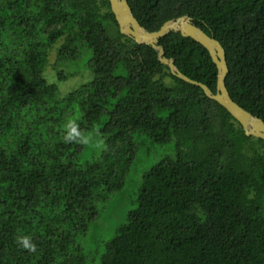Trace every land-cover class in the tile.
I'll list each match as a JSON object with an SVG mask.
<instances>
[{
  "label": "trees",
  "instance_id": "16d2710c",
  "mask_svg": "<svg viewBox=\"0 0 264 264\" xmlns=\"http://www.w3.org/2000/svg\"><path fill=\"white\" fill-rule=\"evenodd\" d=\"M127 1L149 31L187 15L219 40L231 98L264 121V0ZM158 44L215 91L201 44L174 31ZM82 45L91 79L59 95ZM69 118L97 129L107 150L63 143ZM145 137L172 154L142 173L98 250L85 235L113 194L137 184L130 170ZM0 264H264V140L120 33L108 0H0Z\"/></svg>",
  "mask_w": 264,
  "mask_h": 264
},
{
  "label": "water",
  "instance_id": "95a60500",
  "mask_svg": "<svg viewBox=\"0 0 264 264\" xmlns=\"http://www.w3.org/2000/svg\"><path fill=\"white\" fill-rule=\"evenodd\" d=\"M110 9L114 14L119 32L129 36L136 43L148 44L157 50L159 60L168 66L171 74L182 80L199 86L203 93L210 99L215 100L227 112L238 121L244 133L248 136L258 137L264 140V121L253 115L248 110L235 102L225 85L228 73V65L223 46L214 36L207 34L201 27L194 24L187 15H180L164 21L156 30L149 31L140 25L134 17L127 0H108ZM170 31L179 32L184 37H190L201 44L208 52L217 69L215 91L206 84L191 79L183 74L173 63L172 58H166L163 48L158 44V39Z\"/></svg>",
  "mask_w": 264,
  "mask_h": 264
},
{
  "label": "rangeland",
  "instance_id": "374dc122",
  "mask_svg": "<svg viewBox=\"0 0 264 264\" xmlns=\"http://www.w3.org/2000/svg\"><path fill=\"white\" fill-rule=\"evenodd\" d=\"M111 34H113V30L111 29ZM62 40H58L50 49L47 57V64L44 68L43 75L44 78L48 82H56V74L52 69V64L56 59L57 48L61 45ZM81 55L79 57V65L76 68V73L73 76L68 77L64 81H59L58 91L59 95H64L70 90H73L80 86L82 83L91 79V73L87 69L86 64L89 57V50L87 47L82 45ZM94 151L93 148H88V153ZM137 157L132 165L130 171L139 172V178L137 179V184L130 182L129 180L126 182L128 185L124 187L117 194H113L110 197V200L103 211H101L100 215L97 216L96 221L91 225L90 229H88L85 235V241L87 244L94 245L98 250L104 245L105 241L112 235L116 226L122 220V216L127 209L132 207L130 202L131 197H134L131 194L129 198V191L133 189L134 186H137L142 173H144L150 165L158 161L165 154L171 153L169 145H155L152 144L146 137L145 140L141 142L140 147L137 150ZM172 154V153H171ZM128 189V190H127ZM136 190V189H135Z\"/></svg>",
  "mask_w": 264,
  "mask_h": 264
},
{
  "label": "clouds",
  "instance_id": "9594fccd",
  "mask_svg": "<svg viewBox=\"0 0 264 264\" xmlns=\"http://www.w3.org/2000/svg\"><path fill=\"white\" fill-rule=\"evenodd\" d=\"M63 143L71 144L77 143L80 145L89 146L97 151H106L107 145L105 141L100 138L98 130L93 129L90 132H85L79 126L77 118H69L62 124ZM18 243L22 248L30 252L36 251V244L33 243L29 236L23 235L17 237Z\"/></svg>",
  "mask_w": 264,
  "mask_h": 264
}]
</instances>
